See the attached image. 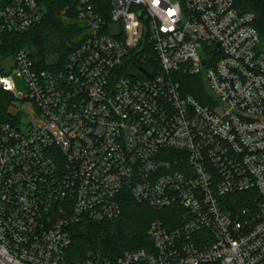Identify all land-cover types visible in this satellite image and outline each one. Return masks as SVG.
Returning <instances> with one entry per match:
<instances>
[{
	"label": "built area",
	"instance_id": "built-area-1",
	"mask_svg": "<svg viewBox=\"0 0 264 264\" xmlns=\"http://www.w3.org/2000/svg\"><path fill=\"white\" fill-rule=\"evenodd\" d=\"M236 3L112 0L106 20L76 0L80 44L61 66L28 49L0 57L8 109L30 104L39 121L0 119V264H264V38ZM46 13L44 0H0V47ZM187 76L206 104L183 92ZM126 191L181 223L70 261L73 228L119 219Z\"/></svg>",
	"mask_w": 264,
	"mask_h": 264
},
{
	"label": "trees",
	"instance_id": "trees-1",
	"mask_svg": "<svg viewBox=\"0 0 264 264\" xmlns=\"http://www.w3.org/2000/svg\"><path fill=\"white\" fill-rule=\"evenodd\" d=\"M44 1L47 13L43 23L22 35H6L0 47V57H11L22 49H28L38 66L50 69L52 67L48 63L52 57H56L57 64L61 66L79 46L82 27L77 21L76 0ZM90 1L106 20L110 19L112 0ZM236 8L241 12L255 14L254 26L264 38V0H237ZM64 10L72 18L71 23H65L61 16ZM184 79L183 92L206 104L208 93L202 80L192 76ZM9 99L6 93L0 92L1 120L8 113ZM121 207L122 215L117 220H107L100 224L84 221L73 228V242L67 252L70 261L83 260L90 252L111 257L121 256L126 251L150 245L147 233L152 222L161 220L172 227L181 223L177 218H170L175 214V209L154 211L136 202L128 191L121 197Z\"/></svg>",
	"mask_w": 264,
	"mask_h": 264
},
{
	"label": "rangeland",
	"instance_id": "rangeland-1",
	"mask_svg": "<svg viewBox=\"0 0 264 264\" xmlns=\"http://www.w3.org/2000/svg\"><path fill=\"white\" fill-rule=\"evenodd\" d=\"M66 10H64L61 13V16L64 17V21L65 23H71L72 22V18L68 17L69 15L66 14ZM56 61V57H52V59H50V63H54ZM13 77H14V81L16 84V90L19 94H21L22 96H27L28 94V90L26 87V84L24 82V80L21 77H18L17 75V71L14 70L13 71ZM10 101L11 98L9 99L8 105H10ZM35 111L34 107L30 104H25V103H11L10 108L8 109V114H16L18 112H23L24 116L26 118V123L28 124H33V125H38L39 121L36 119L37 117L33 114V112ZM178 218V216H175V214L171 215L170 218Z\"/></svg>",
	"mask_w": 264,
	"mask_h": 264
},
{
	"label": "water",
	"instance_id": "water-1",
	"mask_svg": "<svg viewBox=\"0 0 264 264\" xmlns=\"http://www.w3.org/2000/svg\"><path fill=\"white\" fill-rule=\"evenodd\" d=\"M145 16L144 14L141 15V17ZM142 72L145 73V71L143 69H141ZM147 74V73H146ZM148 77H150V75H147Z\"/></svg>",
	"mask_w": 264,
	"mask_h": 264
}]
</instances>
